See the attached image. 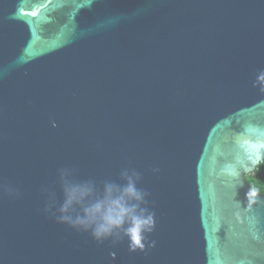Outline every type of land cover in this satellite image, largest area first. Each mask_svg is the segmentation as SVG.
I'll return each mask as SVG.
<instances>
[{"label": "water", "instance_id": "water-1", "mask_svg": "<svg viewBox=\"0 0 264 264\" xmlns=\"http://www.w3.org/2000/svg\"><path fill=\"white\" fill-rule=\"evenodd\" d=\"M264 0H0V264H264ZM128 182L143 248L60 222Z\"/></svg>", "mask_w": 264, "mask_h": 264}, {"label": "clouds", "instance_id": "clouds-1", "mask_svg": "<svg viewBox=\"0 0 264 264\" xmlns=\"http://www.w3.org/2000/svg\"><path fill=\"white\" fill-rule=\"evenodd\" d=\"M258 79L264 81V75ZM93 195L86 186L65 185L64 201L57 209L59 221L90 230L96 239L107 238L122 229L130 247L142 249L143 233L151 230L153 220L140 208L142 195L135 185L128 182L118 191L108 186L99 198H91Z\"/></svg>", "mask_w": 264, "mask_h": 264}, {"label": "trees", "instance_id": "trees-1", "mask_svg": "<svg viewBox=\"0 0 264 264\" xmlns=\"http://www.w3.org/2000/svg\"><path fill=\"white\" fill-rule=\"evenodd\" d=\"M245 182L256 193L264 195V163L258 164L254 171L245 177Z\"/></svg>", "mask_w": 264, "mask_h": 264}]
</instances>
